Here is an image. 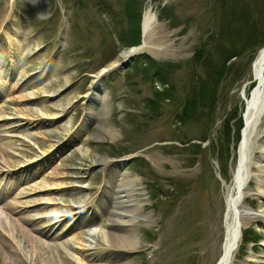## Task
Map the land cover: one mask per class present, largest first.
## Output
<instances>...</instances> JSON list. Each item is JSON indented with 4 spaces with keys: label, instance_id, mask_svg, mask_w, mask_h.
I'll return each instance as SVG.
<instances>
[{
    "label": "rangeland",
    "instance_id": "374dc122",
    "mask_svg": "<svg viewBox=\"0 0 264 264\" xmlns=\"http://www.w3.org/2000/svg\"><path fill=\"white\" fill-rule=\"evenodd\" d=\"M244 1L250 24L259 20L257 34L228 61L210 114L198 109L182 121L184 101L205 79L204 59L217 67L223 45L230 50L233 42L239 49L245 42L246 30L236 33L233 24L220 35L228 0H139L140 16L148 7L156 14L150 37L154 53L142 51L128 67L107 73L96 90L93 74L121 60V50L128 48L119 39L126 28L124 0H0V129L7 121L18 126L8 137L11 148L0 141V183L6 194L0 198V226L17 250L13 260L7 256L9 264H45L46 257L63 264L64 250L54 235L32 229L49 225L54 215L61 219L58 230L67 232L62 240L73 247L71 264H110L106 243L92 231L107 222L103 203L112 202L123 173L139 177L144 200L139 211H152L154 219L137 218L139 243L123 261L216 263L226 188L239 161L241 87L264 45V0ZM108 4L110 11L104 9ZM142 54L153 62L145 63ZM160 65L168 66L161 76L156 74ZM227 116H236L232 142L219 159L212 144L221 138ZM259 131L264 134V120ZM238 136L241 140V132ZM98 159H105L104 166ZM257 184L254 176L246 198L255 211L261 204ZM27 218L34 223L26 225L22 219ZM248 227L258 235L256 244L242 242ZM241 229L233 263L264 264V222H245Z\"/></svg>",
    "mask_w": 264,
    "mask_h": 264
},
{
    "label": "bare ground",
    "instance_id": "6f19581e",
    "mask_svg": "<svg viewBox=\"0 0 264 264\" xmlns=\"http://www.w3.org/2000/svg\"><path fill=\"white\" fill-rule=\"evenodd\" d=\"M13 1L10 0V2ZM156 20V14L152 8H146L142 18L143 44L134 51H151L154 53L150 44V37ZM130 51L125 50L122 52L121 57L125 58ZM116 62L118 61H113L111 64L114 65ZM100 71L93 74V78L98 77ZM241 98L244 107L242 111L241 141L238 147L239 161L233 175L232 184L226 188L225 231L221 251L224 261L220 264H234V253L239 244L242 225L245 222L252 220H262L264 222V134L259 131L264 120V45L256 51L251 60L249 73L242 83ZM36 111L41 118H44L45 113L41 108L36 107ZM90 115L92 116L93 114L90 113ZM7 122L0 129V141L6 145V148H11V142L8 137L15 134L18 126L12 125V122ZM112 132L114 131L112 130ZM96 162L104 166L105 159H98ZM254 176L258 181V192H256V195L261 200L260 208L256 211L249 208L246 203L247 196L251 194L248 185ZM140 185L139 177H129L127 173L121 174L115 182L116 190L114 191L112 202L105 200L103 203L104 208L107 209V222L93 228L92 233L98 232L100 238L106 243L105 250L110 252L112 258L111 262H109L110 264H129V262L123 261V258L125 259V253L136 249L139 243V237L135 230V225L138 223L137 218H143L146 223L154 222L152 211H139L144 201L140 198L142 195ZM1 186L2 184L0 183ZM9 189L12 190L15 187L10 186ZM5 196V192L1 189L0 198H5ZM1 220L3 221L4 218L0 214ZM22 221L26 225H30L35 220L31 222L30 218H27L22 219ZM48 222H50L49 225L43 227L33 226V231L45 237L54 235L64 250L62 256L64 257L63 264H71L73 247L68 241L62 240L67 232L62 229L58 230L61 219L56 218L54 215V219L49 217ZM18 233L21 238H25L26 243L29 242V237L27 238L22 229L18 230ZM9 235L7 229H3L0 226V264H9L6 261L7 256L10 257V260H13L17 254V250ZM90 244L88 243V245ZM48 245L51 248L50 244ZM42 262L45 264H57L56 260H50L49 257H46ZM255 264L263 263L258 261Z\"/></svg>",
    "mask_w": 264,
    "mask_h": 264
},
{
    "label": "trees",
    "instance_id": "16d2710c",
    "mask_svg": "<svg viewBox=\"0 0 264 264\" xmlns=\"http://www.w3.org/2000/svg\"><path fill=\"white\" fill-rule=\"evenodd\" d=\"M139 0H124L123 3V12H124V19L126 22L125 30L121 31L120 33V41L124 46H131L136 45L140 42V8L137 7V2ZM229 1V14L227 13L226 19L223 21L225 23V26L221 28L220 35L223 36L228 30L229 25L233 24L237 27L236 33H244L246 30V38L245 42L243 43V47H240L239 49L234 48L233 42L231 44L233 45L230 50L225 49V45H223L220 49L221 54V62L217 67L212 66V60L210 58H206L203 61V64L206 69L205 79L201 81L200 85L198 87H194L193 90L189 93L186 100L184 101V104L182 106L181 112H180V119L182 121H187L191 119L192 117L196 116V112L206 110L207 114H210L212 111V105L215 98V87L218 84V81L220 79V76L223 72H228L229 67L227 66V63L230 59L237 57L241 50H243L246 46L250 45L252 42V38L254 34H257L256 31L258 28L257 23L259 20L253 19L252 24L249 22V15L246 13V6L244 0H228ZM264 5V3H263ZM107 8L106 11L111 10V5H106ZM256 11V10H255ZM255 18L260 17V12H255ZM245 34V33H244ZM218 52V53H219ZM201 55V54H200ZM198 56V54H197ZM149 59V63L153 62L151 58L146 56ZM151 61V62H150ZM146 68V67H145ZM168 68V66L161 65L157 68L156 74L161 76L160 70ZM161 81V80H160ZM156 94H159L157 91ZM236 116H227L224 119L223 122V130L221 132V138H217L215 143L212 145L215 149L214 152H217V156L220 158L223 152H226L228 150V146L232 142L231 135H232V121L235 120ZM237 126H236V140L238 137V131L241 125L240 122V116L236 118ZM223 141V142H222ZM222 146V147H221ZM227 153V152H226ZM220 154V155H218ZM142 160V158H136L135 161ZM245 234V236H244ZM247 234V235H246ZM243 240L248 241L249 239L254 240L257 242L258 235L254 228L249 227L245 231H243Z\"/></svg>",
    "mask_w": 264,
    "mask_h": 264
},
{
    "label": "water",
    "instance_id": "95a60500",
    "mask_svg": "<svg viewBox=\"0 0 264 264\" xmlns=\"http://www.w3.org/2000/svg\"><path fill=\"white\" fill-rule=\"evenodd\" d=\"M143 44V40L142 43L138 46H133L131 47V51L130 54L128 55V57H126V59H123L122 61H120L119 63L115 64L114 66H107L104 67L101 71H100V75H99V80H101V77L104 73H106L107 71H110L112 68L117 67V69L121 70L123 68H126L129 64V62L134 58V56L136 55V52L134 51L136 48L142 46ZM95 89H97V87H95ZM224 261V257L221 256V258L218 260L217 264H220L221 262Z\"/></svg>",
    "mask_w": 264,
    "mask_h": 264
}]
</instances>
